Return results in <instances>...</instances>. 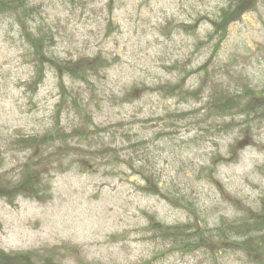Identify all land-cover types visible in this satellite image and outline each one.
<instances>
[{
    "label": "rangeland",
    "instance_id": "obj_1",
    "mask_svg": "<svg viewBox=\"0 0 264 264\" xmlns=\"http://www.w3.org/2000/svg\"><path fill=\"white\" fill-rule=\"evenodd\" d=\"M264 264V0H0V264Z\"/></svg>",
    "mask_w": 264,
    "mask_h": 264
},
{
    "label": "water",
    "instance_id": "obj_2",
    "mask_svg": "<svg viewBox=\"0 0 264 264\" xmlns=\"http://www.w3.org/2000/svg\"><path fill=\"white\" fill-rule=\"evenodd\" d=\"M54 264V263H53Z\"/></svg>",
    "mask_w": 264,
    "mask_h": 264
}]
</instances>
